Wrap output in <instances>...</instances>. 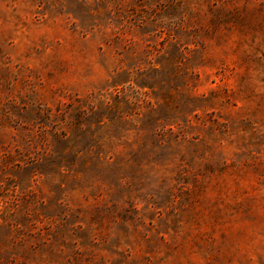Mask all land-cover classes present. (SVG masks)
Listing matches in <instances>:
<instances>
[{
    "label": "rangeland",
    "instance_id": "rangeland-1",
    "mask_svg": "<svg viewBox=\"0 0 264 264\" xmlns=\"http://www.w3.org/2000/svg\"><path fill=\"white\" fill-rule=\"evenodd\" d=\"M0 264H264V0H0Z\"/></svg>",
    "mask_w": 264,
    "mask_h": 264
}]
</instances>
